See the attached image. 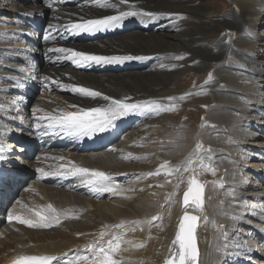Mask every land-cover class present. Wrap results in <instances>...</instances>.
I'll return each instance as SVG.
<instances>
[{"label": "bare ground", "instance_id": "bare-ground-1", "mask_svg": "<svg viewBox=\"0 0 264 264\" xmlns=\"http://www.w3.org/2000/svg\"><path fill=\"white\" fill-rule=\"evenodd\" d=\"M230 1L220 12L218 0H108L116 7L84 0L69 18L55 7L47 32L38 41L42 47L28 54L17 41L31 37L30 31L18 26L38 27L39 18L33 17L34 10L25 5L27 0H0V144L5 148V160L0 161V264L33 255H55L61 258L59 264L91 257L85 245L97 239L106 226L122 222L135 230L124 236L117 257L121 264H165L185 211L183 193L194 174L206 182L204 211L187 206L190 215L201 217L195 232L197 264H264V57L258 56L264 43L253 37L256 27L264 25V0ZM15 3L21 4L22 12L15 11ZM2 5L13 8L12 19H7L9 9L3 11ZM202 7L208 11L203 12ZM121 11L156 15L128 16L93 32L67 27ZM6 20L16 26L9 27ZM225 27L239 32L233 39L234 53L226 60ZM13 29H20L17 35L11 33ZM60 48L142 59L77 66L65 58L70 53L48 51ZM50 62H58L56 70ZM209 74L212 81L206 83ZM53 81L76 86L90 83L103 96L127 98L129 103L158 101L178 107L158 114L129 113L105 132L77 138L44 127L47 122L37 117L60 110L106 107L110 101L73 93ZM200 83L202 87L190 90V95L170 89H191ZM38 86L64 90L67 96L59 97L60 103L53 102L55 94L43 88L41 100L30 107L29 114L30 91ZM181 96L184 98L179 99ZM168 97L177 99L169 101ZM190 119L195 122L188 126ZM36 123H41V129ZM33 142L42 144L34 159ZM197 144L202 147L197 149ZM190 157L192 169L177 189L167 175L174 173V179L181 181L185 171L169 170L186 166ZM68 162L103 171L126 191L97 193L79 176L42 177L38 172L41 168L56 172ZM201 164L210 165L215 174ZM158 168L159 174L147 175ZM35 173L36 179L29 181ZM11 200L16 202L8 209ZM48 204L69 218L52 228H29L8 221L10 212L26 216L28 208ZM157 216L161 219L154 221ZM108 231L123 230L109 227ZM78 264H90V260Z\"/></svg>", "mask_w": 264, "mask_h": 264}, {"label": "snow or ice", "instance_id": "snow-or-ice-1", "mask_svg": "<svg viewBox=\"0 0 264 264\" xmlns=\"http://www.w3.org/2000/svg\"><path fill=\"white\" fill-rule=\"evenodd\" d=\"M122 2L126 3L127 0H122ZM96 3L105 7H116V5H110L108 3V0H96ZM138 15H145L154 18L156 14L137 11H121L118 15H111L99 19L87 20L82 23H72L67 27L76 32L99 31L118 24L125 17ZM49 27L51 29L53 26ZM48 38V36H45V39ZM48 51L61 52L66 54L70 53V55H67L65 58L72 60L73 63H75L77 66L88 64L89 62L107 64L123 62L125 60L131 59H142V57L132 56H98L64 48L49 49ZM44 79L47 80L48 78L44 77ZM211 81L212 75L209 74L206 83ZM52 83L56 84L57 87L70 90L73 93H77L85 97L95 98L103 96V94L98 91L82 86L62 85L55 81H53ZM183 98V96L179 97V99ZM103 99L110 101V103L106 107L79 109L77 111L60 110L57 114H45L41 117H37V120L46 121L47 123L44 125V127L48 129L59 130L65 135L80 138L105 132L114 125V122L118 118L129 113L141 112L158 114L162 111L175 110L178 107V105H176L175 103L164 105L159 103L158 101L129 103L127 102V98H125L124 100H117L107 96H103ZM167 99L169 101H175L177 97H168ZM35 127L39 130L41 129L42 125L41 123H36ZM201 147V144H197V149H200ZM4 152L5 148L3 144H0V161L5 160ZM60 159L63 160V157H61ZM184 165L186 166H177L176 168L170 169L169 171H189L190 169H192V158L190 157L187 161H185ZM200 167L215 174V169L210 165L201 164ZM159 171L160 169L158 168L156 173H148L147 175L159 174ZM38 172L42 177H47L50 175L79 176L82 178L83 183L90 185L92 190L97 193L109 192L119 194L123 191H126L125 189H122L118 184L113 183V178L107 173L82 167L76 165L74 162H68L67 165H61L60 170L56 172H46L43 168L39 169ZM205 187L206 182H201L197 178L196 174L192 175L189 178L187 190L183 193V205L186 206L185 211L179 224V230L173 242V249L170 250V256L165 261V264H197L198 246L195 232L198 226V221L201 219V217L190 215L187 211V206H193L195 209L201 212L204 211ZM176 188L179 189V183H177ZM169 200H171V197H169ZM27 211L28 215L26 216L17 215L15 214V211L10 212L8 214V221L11 222L13 220H16L19 223L28 226L29 228H52L54 225H59L62 219L69 218L66 212L58 210L52 204H48L47 206L40 208H28ZM152 219L154 221H159L161 217L157 216L153 217ZM125 223L127 222L106 226L105 229L100 231V235L97 239L85 245V249L91 253V257H77L74 259V261L67 262V264H78V261L80 260H90V264H121V260L117 257L118 254L122 251L121 244L125 242L124 236L126 235L127 231L135 230L134 228H125ZM130 223L139 224L140 222L132 221ZM109 227L122 229L123 231L110 233L108 231ZM78 235H81V233H78ZM105 237H107V239H105ZM139 246L143 247V244ZM60 260L61 258L55 255H33L21 257L15 260L13 264H59Z\"/></svg>", "mask_w": 264, "mask_h": 264}, {"label": "rangeland", "instance_id": "rangeland-1", "mask_svg": "<svg viewBox=\"0 0 264 264\" xmlns=\"http://www.w3.org/2000/svg\"><path fill=\"white\" fill-rule=\"evenodd\" d=\"M82 1H84V0H27V2H25V5L26 6H29V7H31L33 10H34V16L33 17H38L39 18V21L37 22L38 23V27H29V26H26V25H19L18 26V28L20 27V29L23 27V28H27V30L28 31H30V32H28V34H30V36L31 37H29V36H27V37H24L23 38V41H17L18 42V44H19V42H20V44H21V46L24 48V46H25V49H27V51H28V54H29V52L30 53H33V52H35V50L36 49H39L40 48V46L42 47V45L40 44V43H38V41H39V38L42 36V35H44V33H45V30H46V27L49 25V22L51 21V19H52V17H53V11L55 10V7H59L60 9H63V11H60V13H62L63 15H64V18H69L71 15H72V13H73V11H78L79 10V6L78 5H80L81 4V2ZM12 2V1H11ZM228 5V4H231V1L230 0H218V2H217V6H221L220 7V12L221 11H223V10H225V9H223L225 6H226V4ZM46 4H49V9L46 7ZM234 6V5H233ZM2 8H3V11H4V8H8L6 5H2L1 6ZM13 8L15 9V11L16 12H18V11H21L22 12V10H23V8H22V6H21V4L19 3H15L14 4V6H13ZM13 8H8L9 10V15H8V17H7V19H12L13 18V16H12V13L13 12H10V11H12L11 9H13ZM22 9V10H21ZM2 11V10H1ZM202 11L203 12H207L208 10L206 9V8H204V7H202ZM15 12V13H16ZM224 12V11H223ZM235 14H237V15H239V13L237 12V11H235L234 12ZM37 19V18H36ZM38 20V19H37ZM7 21V23H9L10 25H9V27L10 26H12L13 25V27H15L16 25L12 22V20H6ZM12 22V23H11ZM261 22H264V20H262ZM7 27V26H6ZM155 27V26H154ZM48 28V27H47ZM246 28V26L245 25H243V30ZM19 29V30H20ZM30 29V30H29ZM252 29L253 30H255L254 29V27H252ZM19 30L17 31V30H12L11 31V33H13V34H18L17 32H19ZM8 31V30H7ZM17 31V32H16ZM239 31H241V30H239ZM46 32H47V30H46ZM257 32V34H254L253 35V37H255L256 39H258L260 42H262V43H264V25L262 24L261 26L259 25V26H257L256 27V31L254 32V33H256ZM224 33H225V35L228 37V39H227V47H226V52H227V56L225 57V60L226 59H229V57H231V54L232 53H234V50H233V39H234V36L237 34V33H239V32H237L236 30H234V31H231V29L229 28V27H225L224 28ZM248 34V33H247ZM248 36V35H247ZM60 35H58V37H57V39H59V41L62 43L63 42V40H61L60 39ZM86 40H88V41H90V40H92V39H87L86 38ZM66 42H71V40H67ZM23 43V44H22ZM38 44V47H34V45L35 44ZM25 44V45H24ZM32 44V45H31ZM44 44V43H43ZM73 45L74 44H76L75 42H73L72 43ZM71 44V45H72ZM71 47H75V46H71ZM264 49V48H263ZM264 55V50L263 51H261L260 52V54H258V56L259 57H264L263 56ZM32 57L33 58H35V56H33L32 55ZM223 60V59H222ZM39 61V59L37 58V60H35V62L36 63H39L38 62ZM143 63L145 64V65H143V66H145L146 68L148 67L147 65H146V62L145 61H143ZM49 65H51L52 67H54V68H52L53 70H56V68L58 67L57 65H58V62H50L49 63ZM140 64H137L136 65V67H138ZM150 66V65H149ZM41 69H43L44 67H45V65H44V63L43 64H41L40 66H39ZM190 67H192V66H190ZM215 68V67H214ZM143 69H145V68H141V70H143ZM135 70H139L138 68H135ZM157 71V73L159 72V69L158 70H156ZM161 71V70H160ZM103 72H105V71H103ZM200 75H202V76H205V73L203 74L202 72H198ZM192 75V72L190 73V76ZM43 77V75H40V78L41 79H43L42 78ZM203 78V77H202ZM79 80H76V82H78ZM79 86H82V87H85V88H89V89H92L93 88V86H92V84H90V83H84V82H79ZM94 86H96V85H94ZM98 87V86H97ZM200 87H202V83H200V84H198V85H196V86H194L193 88H191L190 89V87H171L170 89H172V90H174V91H176V92H180L181 94H187L190 90H196V89H200ZM43 88H44V90L45 91H47V92H51V94H55V96L52 98L53 99V102L54 101H56L57 103H60V100H61V98H63V97H65V96H67V93L64 91V90H60V91H57V90H51V88L50 87H48V86H46V87H43V86H38V88L36 89V90H34V91H30V95L32 96V98H31V100H30V103H29V108H28V110H27V113H29V114H31V112H30V107L32 108V106L35 104V102H37L38 100H41V93H42V90H43ZM99 89L101 90L102 88L101 87H99ZM25 97L27 98L28 97V92H26V95H25ZM59 97H61V98H59ZM128 101V100H127ZM129 102V101H128ZM204 104V103H203ZM12 106H14V104H12ZM192 107H198V104L197 105H193ZM200 108H202L203 110H205V108H203V106L200 104V106H199ZM183 110H185V109H183ZM190 110H192V109H190ZM191 119H192V117H191ZM190 119V120H191ZM185 120H187V119H185ZM193 121L194 120H191V121H187L186 123H187V125L188 126H190V125H192L193 124ZM192 122V123H191ZM195 122V121H194ZM155 141V140H154ZM45 144V143H44ZM146 145V144H145ZM41 148H42V144H38V143H36V142H33L32 143V150H33V159L38 155V153H39V151L41 150ZM189 171H185V172H183V178L181 179V181H179L178 180V178L177 179H174L175 178V174L174 173H170L169 175H167V176H171L172 178H171V182L172 183H175V185L177 184V183H179V184H184V182H185V180H186V176H187V173H188ZM199 173H201V172H199ZM172 174V175H171ZM189 174V173H188ZM36 173H35V176H33V177H30L29 178V181H31V179H33V180H35L36 179ZM166 177V176H165ZM12 184V183H11ZM15 184H12L10 187H13V188H15V186H14ZM29 186H31L30 185V182H29V184H28ZM3 196V195H2ZM112 200H114L113 198H111ZM15 202H16V200H11L7 205H6V207L9 209V208H11V207H13L14 205H15ZM23 232H22V234L24 235L25 234V231L24 230H22ZM26 234H28V233H26ZM25 234V235H26ZM4 236V235H3ZM11 236L12 237H14V234L12 235L11 234ZM27 236V235H26ZM15 237H17V236H15Z\"/></svg>", "mask_w": 264, "mask_h": 264}]
</instances>
